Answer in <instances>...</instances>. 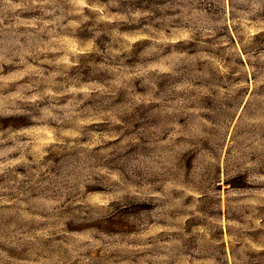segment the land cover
<instances>
[{
    "label": "rangeland",
    "instance_id": "obj_1",
    "mask_svg": "<svg viewBox=\"0 0 264 264\" xmlns=\"http://www.w3.org/2000/svg\"><path fill=\"white\" fill-rule=\"evenodd\" d=\"M0 264H264V0H0Z\"/></svg>",
    "mask_w": 264,
    "mask_h": 264
}]
</instances>
